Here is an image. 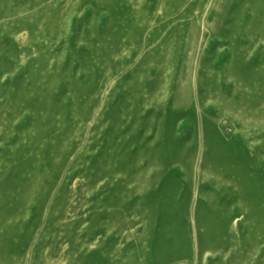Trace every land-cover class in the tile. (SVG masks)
Returning <instances> with one entry per match:
<instances>
[{
    "label": "rangeland",
    "instance_id": "obj_1",
    "mask_svg": "<svg viewBox=\"0 0 264 264\" xmlns=\"http://www.w3.org/2000/svg\"><path fill=\"white\" fill-rule=\"evenodd\" d=\"M0 264H264V0H0Z\"/></svg>",
    "mask_w": 264,
    "mask_h": 264
}]
</instances>
